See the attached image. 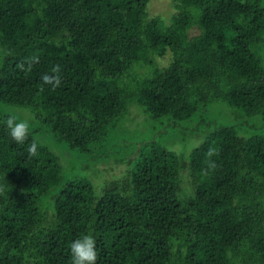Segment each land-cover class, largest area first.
Masks as SVG:
<instances>
[{
	"label": "trees",
	"instance_id": "16d2710c",
	"mask_svg": "<svg viewBox=\"0 0 264 264\" xmlns=\"http://www.w3.org/2000/svg\"><path fill=\"white\" fill-rule=\"evenodd\" d=\"M150 2L0 0V102L36 123L21 145L0 113V264H71L88 230L97 264H264V131L215 124L189 157L139 140L133 168H106L98 189L38 138L99 151L135 125L136 104L168 129L215 101L264 120V0H170L168 17ZM57 64L53 90L41 77Z\"/></svg>",
	"mask_w": 264,
	"mask_h": 264
},
{
	"label": "rangeland",
	"instance_id": "374dc122",
	"mask_svg": "<svg viewBox=\"0 0 264 264\" xmlns=\"http://www.w3.org/2000/svg\"><path fill=\"white\" fill-rule=\"evenodd\" d=\"M149 6L152 15L161 14L164 17L170 16L174 10L170 0H151ZM261 54L264 55V46L261 48ZM170 61L169 58V63ZM166 63L167 60H164L161 64ZM132 110L136 118L135 125L131 126L130 131L117 132L111 135L107 146L102 148L103 151H101L102 149L97 151L96 148L92 152H83L70 148L65 141L52 133H41L39 131L38 138L43 143L48 144L60 156L64 174L67 177H87L92 180L96 189H98L104 186L107 181L104 178L106 168H111L110 171H107L109 176L111 174L115 175L114 168L116 167H113V165L117 162H125L126 168L129 167V170L133 168L134 163L129 161V158L139 140L155 137L160 143L166 144L172 149L174 148L182 157H189L193 149L202 141L205 132L215 124L233 125L240 135L246 136L264 131V120L261 116L245 117L239 110L222 101H215L208 105L205 110H200L192 119L179 122L180 127L178 129H168L170 126H161L162 120H151L145 109L139 104L131 107ZM0 113L27 120L31 128L36 127L33 119L26 118V116H29L28 111L19 106L6 105L0 102ZM137 126L140 128L135 130ZM115 141H117V144H114ZM110 156H112L111 160L109 159ZM124 169L125 166L117 167L116 174Z\"/></svg>",
	"mask_w": 264,
	"mask_h": 264
},
{
	"label": "clouds",
	"instance_id": "9594fccd",
	"mask_svg": "<svg viewBox=\"0 0 264 264\" xmlns=\"http://www.w3.org/2000/svg\"><path fill=\"white\" fill-rule=\"evenodd\" d=\"M38 61V57H30L27 60L28 67L26 71H31V65ZM61 66L59 64L55 65L51 69V73H45L41 79L44 84H49L52 86L53 90L60 87L62 83ZM6 127L9 131L11 138L18 144H24L29 137V122L27 120H18L15 116H9L6 120ZM37 143L32 141L27 148L30 156L37 154ZM218 150L216 148L210 147L206 156L208 160L206 161L207 167L203 170L206 175L210 170H214L217 165L213 156L218 155ZM94 230H88L82 233L79 238L72 241L69 245L70 249V262L71 264H97L98 251H97V241L93 234Z\"/></svg>",
	"mask_w": 264,
	"mask_h": 264
}]
</instances>
